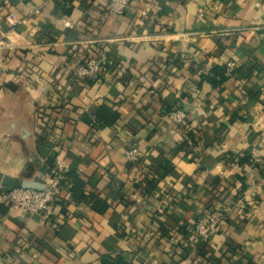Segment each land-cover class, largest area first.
Returning <instances> with one entry per match:
<instances>
[{
  "label": "crops",
  "instance_id": "1",
  "mask_svg": "<svg viewBox=\"0 0 264 264\" xmlns=\"http://www.w3.org/2000/svg\"><path fill=\"white\" fill-rule=\"evenodd\" d=\"M106 1L71 0L65 14L58 0H0V181L45 180L51 161L106 206L72 197L70 179L51 215L0 203V264H203L189 240L217 189L230 206L213 240L218 264H264V169L244 160L264 152L262 0H146L121 16ZM10 13L24 19L15 29ZM101 43L106 71L78 79L85 47ZM228 62L220 90L196 88L201 72ZM101 104L119 116L98 128L88 120ZM46 105L60 113L41 128ZM178 107L191 140L166 118ZM234 111L243 120L230 122ZM131 145L144 153L138 165L124 158Z\"/></svg>",
  "mask_w": 264,
  "mask_h": 264
},
{
  "label": "built area",
  "instance_id": "2",
  "mask_svg": "<svg viewBox=\"0 0 264 264\" xmlns=\"http://www.w3.org/2000/svg\"><path fill=\"white\" fill-rule=\"evenodd\" d=\"M146 0H107L104 6V12L107 14H114L121 16L125 10L128 9L132 2L145 3ZM256 7L264 14V0L256 3ZM38 13V10H34ZM199 15H202V10H198ZM143 14H145L143 12ZM24 19L10 13L5 17V23L9 29H15ZM66 26L70 25L69 21L64 23ZM184 38L183 34H180ZM8 44L0 40V66L5 62V51ZM107 58L104 56L97 57L93 53L87 51L82 62L78 64L75 69V75L78 79L98 78L106 71ZM235 67L233 62L226 64L225 73L228 75ZM169 120L176 127L183 128L186 131L192 130V124L189 122L188 113L182 108L178 107L166 115ZM94 120V119H93ZM93 120L90 125L93 124ZM250 163L258 170L264 169V152L262 148L252 147L250 149ZM124 158L128 163L138 165L144 158V153L136 146H129L124 152ZM45 174V189L34 190L26 188H14L9 191H0V203L7 205L11 210H19L24 215H41L47 216L52 214V207L57 200H60L63 186L67 184V177L65 175L68 170L62 166H46ZM230 214V206L225 201L219 202L215 208L204 207L200 216L196 220L193 227L194 237L201 243L206 244L215 250L213 244L214 238L223 233L226 221ZM140 264H145L141 262Z\"/></svg>",
  "mask_w": 264,
  "mask_h": 264
},
{
  "label": "trees",
  "instance_id": "3",
  "mask_svg": "<svg viewBox=\"0 0 264 264\" xmlns=\"http://www.w3.org/2000/svg\"><path fill=\"white\" fill-rule=\"evenodd\" d=\"M58 4L60 7H62L61 11L66 13L70 12V8H64V6H66V2H69L71 0H58ZM58 6V7H59ZM59 7V8H60ZM107 44L105 43H101V44H93L90 46L85 47L86 51H89L91 53H93L95 56L97 57H101L104 56L106 57V55L108 54L109 50H107ZM29 76L27 75L28 78H31L32 74L31 71H29ZM226 75H225V67L224 66H215L213 68H211L209 71L207 72H201L200 75V82L196 85L197 89H200L203 82L208 83L210 86L218 88L220 90V86L223 84V82L226 80ZM60 107L57 106H53V105H46L43 108L39 109L37 111V121L38 124L41 128H45L47 126H51V115L55 114H59L60 113ZM231 115V120L230 122H233L235 119H240L243 120V118L240 117V115L238 114V111H234L232 112ZM95 118L93 120V126H96L98 128H103L105 126H109L111 124H113L119 114L117 113L116 110H112V108L106 106V105H99L96 114L94 115ZM90 123L92 121L88 120ZM192 132V133H191ZM195 131L190 130L188 132V138L193 139ZM180 148H182V145H180ZM244 160H248L250 162V155H246ZM165 164H167V161H165ZM48 165L50 167H52V162L50 161L48 163ZM164 169L166 170V167L164 165ZM66 177H67V181L70 179V183H71V194L72 197L77 198V199H82L85 202L91 203L93 207H102L105 208V204H103L101 202V200H99L98 198H96V196L92 195V194H85L84 193V186H85V181L83 179H81V177H79V174L77 172H75L74 170L72 171H68L65 173ZM143 182H145V180H143ZM147 182V181H146ZM69 182H67L68 184ZM149 184H152V181L147 182ZM65 186V185H64ZM63 186V187H64ZM215 191L214 189H210V192ZM224 189L220 190L217 189L216 192H213V194L206 199L205 202V206L209 207V208H215L216 206L219 205L220 198L222 196V194L224 193ZM224 201V200H222ZM105 206V207H104ZM190 243H192L193 245H201V250H200V256L204 258V262L203 264H218L219 262H217V259L213 256L212 254V250L211 248H209V246H207L206 244H201L192 234V238L189 240ZM236 252V251H235Z\"/></svg>",
  "mask_w": 264,
  "mask_h": 264
},
{
  "label": "water",
  "instance_id": "4",
  "mask_svg": "<svg viewBox=\"0 0 264 264\" xmlns=\"http://www.w3.org/2000/svg\"><path fill=\"white\" fill-rule=\"evenodd\" d=\"M0 185L9 191L14 188H26L34 190L45 189V180L42 178L37 179H18V178H7L0 181Z\"/></svg>",
  "mask_w": 264,
  "mask_h": 264
}]
</instances>
